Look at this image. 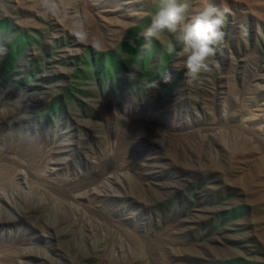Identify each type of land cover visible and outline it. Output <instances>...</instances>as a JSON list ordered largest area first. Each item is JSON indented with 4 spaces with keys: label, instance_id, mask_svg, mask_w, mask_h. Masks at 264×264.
<instances>
[{
    "label": "rangeland",
    "instance_id": "obj_1",
    "mask_svg": "<svg viewBox=\"0 0 264 264\" xmlns=\"http://www.w3.org/2000/svg\"><path fill=\"white\" fill-rule=\"evenodd\" d=\"M214 2L213 71L187 83L166 34L144 90L158 0H0V264H264V0Z\"/></svg>",
    "mask_w": 264,
    "mask_h": 264
},
{
    "label": "clouds",
    "instance_id": "obj_2",
    "mask_svg": "<svg viewBox=\"0 0 264 264\" xmlns=\"http://www.w3.org/2000/svg\"><path fill=\"white\" fill-rule=\"evenodd\" d=\"M40 4L46 11L53 14L56 12V0H40ZM227 14L228 9L217 5L214 0H203L201 7L195 11L192 10L190 0H158L149 25L140 33L144 43L140 45L134 59L127 62V78L144 90L157 88L161 81L165 84L171 82L169 69L158 73L160 80H146L143 70V62L153 40L159 41L166 34L174 36L175 42L170 40L164 51L169 56L182 58L187 83L211 73L214 67L211 61L224 40ZM73 34L80 41L89 38L83 24H77ZM129 44L131 47L137 46L132 40H129ZM91 47L99 53L103 51L104 45L100 39L92 38ZM7 53V47L0 42V58ZM19 95L23 97L25 93L21 91Z\"/></svg>",
    "mask_w": 264,
    "mask_h": 264
}]
</instances>
